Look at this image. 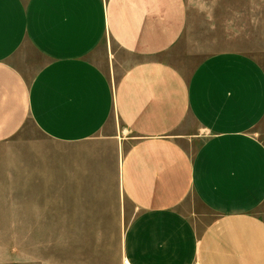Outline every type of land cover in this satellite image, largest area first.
Here are the masks:
<instances>
[{
  "label": "crops",
  "instance_id": "obj_1",
  "mask_svg": "<svg viewBox=\"0 0 264 264\" xmlns=\"http://www.w3.org/2000/svg\"><path fill=\"white\" fill-rule=\"evenodd\" d=\"M187 18L184 0H0V147L27 121L49 144L0 160V192L91 234L11 241L0 264H264V70L199 61Z\"/></svg>",
  "mask_w": 264,
  "mask_h": 264
},
{
  "label": "rangeland",
  "instance_id": "obj_2",
  "mask_svg": "<svg viewBox=\"0 0 264 264\" xmlns=\"http://www.w3.org/2000/svg\"><path fill=\"white\" fill-rule=\"evenodd\" d=\"M187 10L186 31L181 45L197 53L199 61L222 51L241 52L255 59L264 70V0H184ZM12 144L0 147V160L20 159L27 155L28 142L47 153L49 144L27 121ZM264 140V135H263ZM38 143V144H37ZM6 169V167L2 168ZM5 185L6 178H0ZM14 192H0V256L10 255L11 241L20 248L42 253V239L90 236V226L47 227L41 220L40 198H14ZM46 214L51 215V212ZM55 215V212L53 213ZM26 240H34L27 244ZM27 244V245H26Z\"/></svg>",
  "mask_w": 264,
  "mask_h": 264
}]
</instances>
